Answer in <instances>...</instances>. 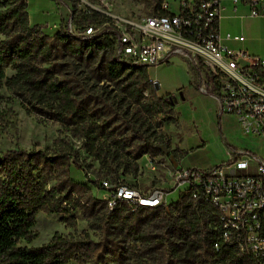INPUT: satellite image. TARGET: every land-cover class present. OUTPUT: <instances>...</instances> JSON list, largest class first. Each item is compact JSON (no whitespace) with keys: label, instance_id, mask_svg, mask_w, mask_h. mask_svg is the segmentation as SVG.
<instances>
[{"label":"trees","instance_id":"trees-1","mask_svg":"<svg viewBox=\"0 0 264 264\" xmlns=\"http://www.w3.org/2000/svg\"><path fill=\"white\" fill-rule=\"evenodd\" d=\"M158 2L149 13L157 11ZM27 7V0H0V33L5 36L0 39V81L6 77L5 67L13 65L11 83L25 88L32 108L82 140L84 150L108 170L110 177L102 178L124 182L120 169L137 176L143 155L155 157L164 153L159 145L169 147L162 124L178 121L172 95H158L148 66L116 58L117 36L109 15L75 8L70 20L77 32L90 26L105 29L83 39L70 31L68 21L51 42L29 25ZM58 48L70 56L73 72L58 74L53 62ZM84 57L89 70L80 82L73 73ZM47 63L49 67L42 65ZM96 79L120 85L124 96L118 103L125 110L104 91L87 87ZM74 157L78 154L68 149L56 156L20 149L0 152V264H100L111 257L119 264H249L225 243L214 250L219 220L204 199L183 193L164 206L133 210L123 202L108 212L105 200L92 195L91 186L98 185L89 171L88 183L71 177ZM58 172L57 182L49 187ZM40 210L58 213L70 226L77 224V211H84L91 228L102 235L94 240L87 231L79 236L55 233L40 247L21 245L36 238L33 227ZM147 214L161 216L148 221Z\"/></svg>","mask_w":264,"mask_h":264},{"label":"built area","instance_id":"built-area-1","mask_svg":"<svg viewBox=\"0 0 264 264\" xmlns=\"http://www.w3.org/2000/svg\"><path fill=\"white\" fill-rule=\"evenodd\" d=\"M231 2L235 8L248 6L253 17L264 18V0ZM223 8V0H159L156 12L138 18L114 15L116 58L150 67L181 57L197 69L199 89L218 101L220 115H234L244 133L264 139V58L235 46L246 40L243 33L221 29ZM69 27L83 39L99 31L90 26L77 32L71 20ZM146 156L155 171L157 158ZM170 164L172 167L166 168L168 188L144 190L122 181L95 178L91 173L88 176L105 191L108 212L123 202L133 210L164 206L175 191L179 197L188 193L194 200L202 198L217 210L214 250L219 251L225 243L249 264H264V155L240 149L229 161L212 167Z\"/></svg>","mask_w":264,"mask_h":264},{"label":"rangeland","instance_id":"rangeland-1","mask_svg":"<svg viewBox=\"0 0 264 264\" xmlns=\"http://www.w3.org/2000/svg\"><path fill=\"white\" fill-rule=\"evenodd\" d=\"M27 2L29 25L37 30L36 35L53 42L54 35L60 28H65L75 8L92 7L108 12L111 18L114 15L138 18L151 12L157 0H27ZM104 29L105 26L100 27L98 33ZM4 38V34L0 33V39ZM262 44L264 49V42ZM57 53L59 57H55L53 62L56 64L54 67L59 70L58 74L73 72L74 66L70 56L65 55L59 48ZM262 57L264 58V54ZM86 61L84 57L83 61L78 60L75 63L77 71L73 76L80 82L85 81L88 75ZM99 64L98 60L95 65ZM42 65L50 66L48 63ZM190 68L192 76L186 62L178 59L174 60V63L149 67L151 79L160 84L157 90L159 94L176 92L172 95L175 107L173 115L178 117V121L162 124L164 138L168 142L166 145L171 148V156L175 161L186 167H212L229 161L234 152L240 149H251L264 155V139L244 133L234 115H220L218 101L209 93L200 91L199 73L193 66ZM5 71L6 77L0 81V152L20 149L28 153L41 152L47 156H56L68 149L78 154L71 162L73 179L88 183L85 175L88 171L95 178L110 177L106 175L108 170L102 168L99 162L84 150L81 139L72 135L66 127L46 113L31 107L26 99L25 88L14 85L9 80L16 73L15 67L7 65ZM98 80L91 81L87 87L94 86L95 89L104 91V94L108 95L107 98L117 103L119 109H124L123 103H118L124 96L120 85ZM38 106L42 107L40 104ZM160 116L157 115L158 118ZM171 156L164 153L155 156L159 163L157 169L153 171L150 169L147 156L143 155L139 159L138 175L133 176L120 169L119 172H122L120 178L125 183L144 190L152 187L168 188L170 181L166 178V168L172 167ZM162 162L165 166H162ZM58 175L60 172L54 175L49 187L55 185ZM91 190L94 198L104 200L106 193L99 186H91ZM178 199L179 191L172 192L168 195L167 204ZM82 200L85 203L86 197H82ZM158 216L161 215L152 217L147 214L144 218L149 221ZM76 217V226H70L60 219L58 213L40 210L33 227L37 234L36 238L31 243L22 241L21 245L40 247L49 242L55 233L79 236L87 231L94 240L100 239L102 232L91 228L86 212L79 210ZM100 264L119 263L117 259L111 257Z\"/></svg>","mask_w":264,"mask_h":264},{"label":"crops","instance_id":"crops-1","mask_svg":"<svg viewBox=\"0 0 264 264\" xmlns=\"http://www.w3.org/2000/svg\"><path fill=\"white\" fill-rule=\"evenodd\" d=\"M223 5L224 8L221 11L222 17L220 19L221 29L224 32L232 31L234 33H243L246 36V40L244 42L235 43V46L245 48L251 54L262 56L264 54L262 44L264 42V18L251 16L249 7L246 5H240L235 8L231 0H223ZM176 59L186 62L181 57L175 56L170 63H174V60ZM186 64L188 71L192 76V70L190 68L191 66L187 62ZM181 90L182 89H178V91ZM175 93L169 92L166 95H174ZM158 95L166 96L165 94L162 95L159 93Z\"/></svg>","mask_w":264,"mask_h":264},{"label":"water","instance_id":"water-1","mask_svg":"<svg viewBox=\"0 0 264 264\" xmlns=\"http://www.w3.org/2000/svg\"><path fill=\"white\" fill-rule=\"evenodd\" d=\"M154 84H155L156 89L158 90L160 88V84L157 81H154ZM158 147L163 150L164 154L171 156V154H172L171 148H169L163 144L159 145ZM171 161L174 165H177V162L175 161L173 156H171Z\"/></svg>","mask_w":264,"mask_h":264}]
</instances>
